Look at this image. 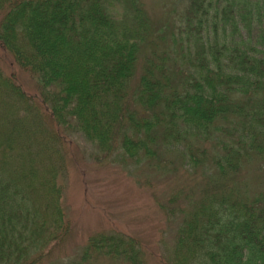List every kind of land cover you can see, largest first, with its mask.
I'll list each match as a JSON object with an SVG mask.
<instances>
[{
  "label": "trees",
  "instance_id": "obj_1",
  "mask_svg": "<svg viewBox=\"0 0 264 264\" xmlns=\"http://www.w3.org/2000/svg\"><path fill=\"white\" fill-rule=\"evenodd\" d=\"M164 8L153 21L142 0H0L1 48L35 86L0 67V264H144L114 231L54 256L69 132L97 163L184 166L161 204L179 220L163 264H264V175L250 181L264 172V0Z\"/></svg>",
  "mask_w": 264,
  "mask_h": 264
},
{
  "label": "rangeland",
  "instance_id": "obj_2",
  "mask_svg": "<svg viewBox=\"0 0 264 264\" xmlns=\"http://www.w3.org/2000/svg\"><path fill=\"white\" fill-rule=\"evenodd\" d=\"M144 8L154 20L167 16L164 5L170 0H142ZM167 2V3H164ZM0 67L4 73H14L19 84L29 91L35 86L30 77L13 63L0 44ZM66 177L64 178L62 206L68 219L67 236L53 251L62 262L72 259L87 239L98 232H123L137 238L144 253V264H163L165 248L172 244L179 220L161 207L169 188L176 180L183 181L184 166L174 174L147 169L117 157L95 162V149L82 137L66 133ZM264 172L253 177L252 188ZM169 179L171 180L169 182ZM164 244V245H163ZM101 264H126L108 261Z\"/></svg>",
  "mask_w": 264,
  "mask_h": 264
}]
</instances>
